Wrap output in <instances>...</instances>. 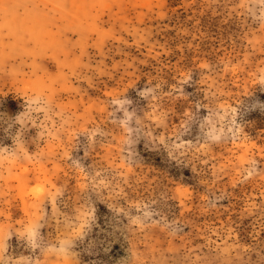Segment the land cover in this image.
Wrapping results in <instances>:
<instances>
[{
	"label": "rangeland",
	"instance_id": "1",
	"mask_svg": "<svg viewBox=\"0 0 264 264\" xmlns=\"http://www.w3.org/2000/svg\"><path fill=\"white\" fill-rule=\"evenodd\" d=\"M0 264H264V0H0Z\"/></svg>",
	"mask_w": 264,
	"mask_h": 264
}]
</instances>
